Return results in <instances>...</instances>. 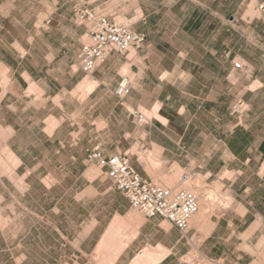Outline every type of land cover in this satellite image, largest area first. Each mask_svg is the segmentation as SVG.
Returning <instances> with one entry per match:
<instances>
[{"label":"rangeland","instance_id":"1","mask_svg":"<svg viewBox=\"0 0 264 264\" xmlns=\"http://www.w3.org/2000/svg\"><path fill=\"white\" fill-rule=\"evenodd\" d=\"M153 1L151 33L161 40L152 45L156 55H167L161 60L162 67L169 70L177 64L191 75L197 66L201 69L200 85L149 86L153 95L169 93L172 97L161 111L170 116L167 128L173 132L168 139L161 137L160 130L166 127L154 116L150 122H137L131 115L134 109L152 112L154 105L121 106L125 97L122 103L114 97V84L121 74L131 81V62L136 59L128 60L126 54L134 53L133 49L111 51L120 60L110 67L111 92L100 86L88 96L92 88L86 91L80 85L95 74H85L78 67L81 46L89 39L87 23L74 16L75 6L87 4L97 13L133 27L136 18L131 19V0H0L2 263L39 264L43 245L77 242L101 216L105 218L93 242L105 244L93 261L104 263L110 252L107 247L126 242L131 221L113 228L108 240L106 234L99 236L114 221L117 209L131 210V205L101 168L86 162V153L95 144L112 153H127L133 167L154 183L174 191L197 190L200 198L208 196V218L219 215L224 206L231 207L235 193L242 194L239 180L256 178L258 132L253 119L260 102L250 96V90L257 85H249L247 92L233 85L240 77L250 78L264 68V57L251 55L253 36L244 30L245 18L257 15L255 0H216L215 8L221 3L228 9L225 25L218 16L214 20L205 17L201 4L207 0ZM263 38L261 35L264 47ZM174 50L191 54L180 63L166 54ZM151 62L156 70L155 56ZM208 75L219 82L208 85ZM247 99H252L251 105ZM147 156L150 170L139 162V157ZM246 158L253 163L249 168L244 165ZM104 186L111 189L105 192ZM134 210L137 220H143L142 213ZM210 225L201 223L196 233L188 227L184 234L188 248L179 260L182 264H245L250 260L240 257L245 247L237 245L233 250L226 242L221 244L225 257L203 256L198 246ZM82 228L80 234L73 233ZM248 250L262 259L264 234Z\"/></svg>","mask_w":264,"mask_h":264},{"label":"crops","instance_id":"2","mask_svg":"<svg viewBox=\"0 0 264 264\" xmlns=\"http://www.w3.org/2000/svg\"><path fill=\"white\" fill-rule=\"evenodd\" d=\"M215 1L216 0H207L208 3L201 4V11L206 12L205 17L208 19L214 20V18L218 16L220 18V23L225 25L227 23L225 17L228 14V9H226V5H222L221 3L215 8L213 4ZM153 3V0H131V19L136 18V21L134 22L133 27L131 26L129 28L140 33L144 32L146 37L142 46L133 50L134 53L131 58L126 57L128 60L133 57L136 60L131 62L132 78L130 81V92L125 96L124 104L121 106L127 105L132 108H138V106L150 107L158 105V114L166 119V124L161 123L166 128L160 130V134H162L161 137H163V139H168L171 136V132H173V130L169 131L167 128L170 122V116L168 114H161V111L163 110L164 105L170 103L169 100L172 97L169 93H166L164 97H161L160 94L153 95L149 86L150 84L200 85L201 69L200 66H197L194 74L191 75L189 71L186 72L177 64L169 70L162 67L161 60L164 57L167 58V55H156L157 50L152 45V42L155 40H161L160 36L151 33L150 17L153 14ZM83 5L89 6L87 4ZM221 6H223L222 9ZM89 8L95 11L93 7ZM104 16L112 19L109 15ZM245 21L246 28L244 30L246 32L248 29L249 34L253 36L252 45L255 47L254 51L251 52V55L256 58H263L264 47L261 43V41H263L261 35L263 38L264 19L257 12L255 18H245ZM229 23H231V21H229ZM208 24H210V22ZM166 54H172L177 61L179 59L180 63H182L191 53L189 50H174L172 52L167 51ZM154 56L155 64L157 65L156 70L151 62V59L154 58ZM119 61V57L116 56L115 53L110 52L106 55L104 61L97 65L93 71L95 76L92 77L97 83L88 92V96L92 95L100 86H104L110 92L114 86L116 87L119 78L117 82H115L116 85L114 84L113 87L108 84H110L111 80L110 67L112 65H117ZM101 64L103 65L100 66ZM163 74L166 75L163 77ZM226 78L229 80V77ZM207 79L208 85H216V83L219 82L214 75H208ZM210 80L212 81L210 82ZM233 85H240V87H243L246 92L249 90L247 89L249 85H257L254 89L250 90V96L259 99L260 102V108L255 113L253 119L258 132V142L255 152L258 153L259 157L257 163L254 165L257 170L256 178L253 180L251 179L249 182L248 180H241L242 183L245 182V185L240 183L241 181L239 180V186H243V190L241 195L235 193L233 205L223 209L224 211L219 215H213L207 218L208 221L206 223H211V225L210 228L206 229V235L202 237L198 248L201 254L207 258H222L227 254L224 251L225 248L221 244L226 242L228 245L230 244L233 246V250L237 249V245L246 248L242 254H240V257L246 256L247 258H250L245 264H264V256L260 259L258 256H255L253 250H248V248L252 249V246L258 242L259 236L264 234V173L261 172V165L264 163V158L262 157L264 155V99L262 97V94L264 93V68L251 75L250 78L243 79V77H240L239 82L236 83L235 81V84ZM114 97L116 96L114 95ZM246 101L251 105L252 99H247ZM100 104L107 103L101 101ZM179 110V114L182 115L181 112L184 111L183 106ZM146 135L149 136L148 133ZM99 145L105 154H113L112 152L105 150L100 143ZM154 145L157 144L154 143ZM249 160V158H246L244 161L246 168H249L250 164H253L249 163ZM104 176L106 177L105 174ZM103 188L106 192L111 189V186H104ZM120 194L129 203L121 192ZM113 197L118 198L114 194ZM134 209L133 207H131V210L117 209L114 221L105 226L101 233H99V236L106 234V240H108V235L112 232L113 228L122 227L124 223L128 224L131 221V231L129 232V237L126 242L121 246H118L115 243L116 245L114 244L111 249L107 247L106 250H110V252L105 255L106 259L102 261L104 262L102 264H182L179 260L180 257L183 256L185 249L188 248L186 247L188 246L187 236L184 235L188 230L181 232L167 220L159 216L146 218L142 214L143 220L138 221ZM72 214L73 217H75V213ZM70 216L71 214L69 217ZM104 218L105 216H101L99 221L94 219L95 224L88 229L77 242L43 245L40 249L41 262L39 264H97L93 261V258L97 256V251H100L102 245L105 243L100 241L93 242V239H95L96 233H98L97 229L103 224L102 221ZM74 226L75 225L71 228H75ZM200 226L201 225L198 227L192 225L188 227L190 228L191 233H196L197 228H200ZM82 231L83 228L79 231L74 230L73 233L80 234ZM233 239H236V243L232 242ZM108 243H106V245H108ZM110 245L112 244L110 243ZM162 251H165L166 253L161 254ZM0 264L4 263L0 261Z\"/></svg>","mask_w":264,"mask_h":264},{"label":"built area","instance_id":"3","mask_svg":"<svg viewBox=\"0 0 264 264\" xmlns=\"http://www.w3.org/2000/svg\"><path fill=\"white\" fill-rule=\"evenodd\" d=\"M256 10L264 19V0H255ZM74 16L79 22L88 25V42L81 46L79 69L90 74L107 53L124 52L142 46L143 33L131 30L129 26L109 19L80 4L74 8ZM131 83L127 74H121L114 89L115 96L122 99L130 92ZM131 115L137 122L145 120L143 113L134 109ZM86 162L95 163L104 171L117 190L129 201L131 207L138 209L144 217L159 216L181 232L188 229L189 220L198 211V199L189 189L172 190L144 178L131 164L127 153L105 154L100 145L88 149Z\"/></svg>","mask_w":264,"mask_h":264},{"label":"bare ground","instance_id":"4","mask_svg":"<svg viewBox=\"0 0 264 264\" xmlns=\"http://www.w3.org/2000/svg\"><path fill=\"white\" fill-rule=\"evenodd\" d=\"M250 6L252 7L253 5H251L250 4ZM249 12H251V11H249ZM253 13V12H252ZM131 50V49H130ZM110 53V52H109ZM108 54V53H107ZM133 55V52H131V53H129V54H127V58H131V56ZM97 82H96V80L95 79H93V78H91V77H89V78H85L83 81H82V84H80V85H85L86 86V88H85V90L86 91H89L91 88H93L94 86H95V84H96ZM82 87V86H81ZM85 91V92H86ZM158 105H155L154 107H153V111L152 112H150V111H146L143 115H144V117H145V120H146V122H150V120H151V116H154L156 119H158L162 124H166V119L165 118H163L162 116H160L159 114H158ZM153 117V118H154ZM143 140V139H142ZM157 146L155 145V148H156ZM153 150H155V149H153ZM157 152V151H156ZM156 152L154 153V155L156 154ZM153 154V153H152ZM159 156V155H158ZM156 157V156H155ZM154 157V158H155ZM139 162L140 163H142V164H144V165H146V168H147V170L149 169L150 170V168H151V166L149 167V165L151 164H149V159H148V156H147V159H143V158H141V157H139ZM178 171V170H177ZM149 172H152V171H149ZM154 178V177H153ZM171 178V177H170ZM172 178H175L174 177V175L172 176ZM172 178L170 179V180H172ZM166 179V182L168 181V177H166L165 178ZM176 179V178H175ZM175 179H173V181L175 180ZM189 179V178H188ZM164 181V180H163ZM168 182H170V181H168ZM167 182V183H168ZM170 183H172V182H170ZM193 191V190H192ZM207 193H209V192H207ZM195 195H196V197L198 196V192H197V190H195V193H194ZM202 194H204V192L202 193ZM197 199H198V206H199V208H198V211H197V213L195 214V215H193V217L189 220L190 221V223H191V226L192 225H194V226H199V225H201V223H203V222H207L208 220H207V218H208V216H207V213H208V207H209V205H210V203H209V200H208V196H204V198H200V197H197ZM227 202H229V201H227ZM222 204H224V203H222ZM211 205H212V202H211ZM211 208V207H210ZM213 208V207H212ZM225 208H227V206H224V207H222V209H225ZM219 211V210H218ZM211 214V213H210ZM188 226H189V224H188Z\"/></svg>","mask_w":264,"mask_h":264}]
</instances>
